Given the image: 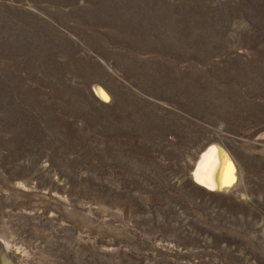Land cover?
Instances as JSON below:
<instances>
[{
    "label": "rangeland",
    "instance_id": "rangeland-1",
    "mask_svg": "<svg viewBox=\"0 0 264 264\" xmlns=\"http://www.w3.org/2000/svg\"><path fill=\"white\" fill-rule=\"evenodd\" d=\"M0 264H264V0H0Z\"/></svg>",
    "mask_w": 264,
    "mask_h": 264
},
{
    "label": "bare ground",
    "instance_id": "bare-ground-1",
    "mask_svg": "<svg viewBox=\"0 0 264 264\" xmlns=\"http://www.w3.org/2000/svg\"><path fill=\"white\" fill-rule=\"evenodd\" d=\"M93 92L98 100L105 102L106 97L102 89L94 86ZM236 172L229 154L224 149L211 144L199 154L190 178L195 186L206 192L226 193L235 187Z\"/></svg>",
    "mask_w": 264,
    "mask_h": 264
}]
</instances>
